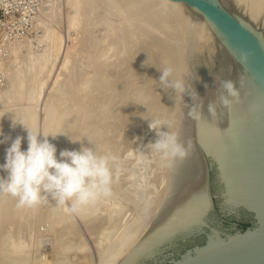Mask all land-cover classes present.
Wrapping results in <instances>:
<instances>
[{
    "label": "bare ground",
    "instance_id": "1",
    "mask_svg": "<svg viewBox=\"0 0 264 264\" xmlns=\"http://www.w3.org/2000/svg\"><path fill=\"white\" fill-rule=\"evenodd\" d=\"M234 1L245 4L248 18L233 15L264 46V33L253 24L264 9V0ZM186 8L191 12L189 17L185 16ZM171 12L179 19V27H174L172 34L169 25L156 26L162 18L166 19L163 13ZM194 15L198 17L200 13L171 0H66V28L69 33L81 31V35L75 34L80 35L77 42L66 47L61 38L54 37L51 28H46L51 30L50 36L46 34L51 40L44 53L34 55L32 47L36 39L28 38L11 47L8 59L12 64L0 61V131L11 138L0 144V164L5 162V150L17 136L25 137L22 150L27 149L26 130L19 123L13 128L12 121L22 120L26 126L37 129L35 109L53 73L52 86L44 93L47 106L42 126L43 133L50 134L48 140L57 148V157L61 150H79L82 146L115 157L111 196L95 203L92 210L98 213L94 210V216L88 212L90 206L78 213L98 251V264H136L153 256L176 236L202 228L212 205L202 151L219 164L227 206L236 208L244 204L254 209L264 190V82L239 54L241 65L234 62L237 67L233 71L226 63L212 73L199 63L198 38L205 36L202 32L207 30V22L198 21ZM151 28L158 33L162 31L161 40L153 39ZM215 31L225 39L220 31ZM194 34L196 37L192 39ZM171 36L183 57L178 77L174 72V78L192 86L203 99L205 111V117L197 122L188 115L186 104L193 103L190 96L174 91L168 93L169 97L166 95L161 115L170 122V132L182 143L189 140L192 143L188 156L175 161L162 160L144 148L145 139L155 133L149 129L153 119H137L151 115L154 109L150 98L154 79L161 75L157 69L171 66L153 67L151 61L156 54H167L166 42ZM188 36L190 41H184ZM173 49L174 46L170 53L175 58L178 53ZM221 80L235 82L242 102L234 104L230 111L222 110L218 123H213L207 117V105L222 91ZM42 218L47 220V229L53 234L52 245L75 241L77 231L71 216L65 209L57 208L54 201L27 209L17 208L12 197L0 196V264H40L33 246L42 240L35 238L37 222ZM20 241L28 245L27 249L14 252L13 244ZM85 247L83 240L76 242L81 255Z\"/></svg>",
    "mask_w": 264,
    "mask_h": 264
},
{
    "label": "clouds",
    "instance_id": "2",
    "mask_svg": "<svg viewBox=\"0 0 264 264\" xmlns=\"http://www.w3.org/2000/svg\"><path fill=\"white\" fill-rule=\"evenodd\" d=\"M248 54H242V61ZM161 75L159 82L163 89H171L192 99L188 115L199 122L205 117L203 99L192 86L181 79L173 78L172 67L157 69ZM207 87V85H205ZM219 95L207 105V117L218 123L222 110L230 111L234 104H240L241 95L232 80L220 81ZM17 123L27 132V149L22 150L25 137L17 136L6 148L5 162L0 164V196H9L16 200L17 208L35 209L54 201L57 208L65 209L70 214H78L83 209L94 205L101 198L112 194L113 163L115 157L99 153L94 147L82 146L79 150H61L57 157V148L50 143L48 136L39 130H33L21 120ZM171 124L165 119L150 120L149 129L156 132L157 139L148 144L149 149L162 160H183L191 151L192 143H182L175 133L168 129ZM167 128V131L162 130ZM41 133L43 138L41 139ZM53 137L55 135H52ZM0 144L11 138L0 131ZM23 241L13 244V251L27 249Z\"/></svg>",
    "mask_w": 264,
    "mask_h": 264
},
{
    "label": "rangeland",
    "instance_id": "3",
    "mask_svg": "<svg viewBox=\"0 0 264 264\" xmlns=\"http://www.w3.org/2000/svg\"><path fill=\"white\" fill-rule=\"evenodd\" d=\"M30 1L32 2L33 5H35L34 7H36V10L32 14V18H33L32 29L30 31V34H28L26 39H24V40H27L28 38L33 39V40L36 39V41L32 47V49H33L32 52L34 51V55L38 56L42 51L44 53V48L48 46L47 44H49L50 37H47V35L50 33L48 31L50 29H46V28H51L52 31L51 30L50 31L53 32L52 34H54V37L61 38L63 41V45H66V47L68 45L70 46L71 43L73 44V43L78 41V37L80 38L81 31L77 32V31L73 30V32H72V30H71V33H69L70 31H67L68 29L66 28V18H65L66 0H30ZM218 1L230 13L235 14V16H236V14L237 15L241 14L242 16H245V17L247 16V18H248V14L246 15L244 13V11H245L244 10V5H245L244 3L238 5V4H235L236 2L234 0H218ZM224 1H228V3L224 2ZM134 3H135V1H134ZM48 10H50V13H47ZM185 10H184V12H185ZM188 12L189 11L187 9V12H185L186 17L190 16V15H188ZM190 13L191 12H189V14ZM163 14L167 16L166 19L162 18L163 21H161L160 23H156V26H162L165 28L166 25H169L168 28H170V33L172 34L174 27H179V19L175 18L176 15H174V12H171L168 14L163 13ZM194 16L197 17V15H194ZM93 19L95 20V17ZM197 20L198 21L202 20V22L203 21L207 22L203 18V16H201V15H199L197 17ZM114 21H116V19H114V17H113L112 22H114ZM193 21L194 20H192V24L194 23ZM253 24L255 25L257 30H259L262 34L264 33V9L262 10L261 14L258 16V19L253 21ZM206 26H207V28H206L207 30H205L204 33L202 32V34L205 36L204 37L200 36V38H198L199 44H197V49H198V51H200L198 62L201 63L203 66L207 67L208 70H211L212 73H214L213 72L214 69L217 68V70H218L220 66L224 67V65L226 63L228 64V66H230L232 71L235 70V68L237 66H236V64H233L234 61H233L231 55L227 52L225 47L217 39V37L215 36V34H214V32H213V30L210 27L208 22H207ZM44 29H46V30H44ZM151 30L153 32V39L155 41L162 39V36H163L162 31L160 33H158L155 30H153L152 28H151ZM44 31H48V32H45V34H44ZM76 32L80 35H75V34H77ZM205 33H207V34H205ZM50 34L48 36H50ZM155 34H157V35L155 36ZM39 35H41V36L43 35V37H41V39H40ZM35 36L39 40L37 38H35ZM172 36L169 38V40H168L169 42H166V43H168L167 50H166L167 54H163V53H161L160 55L156 54L154 57H152L151 63L153 65V67L155 66V64H157V65L158 64H164L166 66L170 64L169 66L174 68L173 73L175 72L174 74L177 75V76H175L173 74V78H174V76L178 77V73H177L178 71L177 70H178V67L180 65V61L183 59V57L180 56L179 50H176L178 47H177V45H175ZM192 37H193L192 39H195L196 35L194 34ZM46 38H47V40H46ZM74 38H76V41ZM189 38H191V37L188 36L187 39H185L184 41L189 42L190 41ZM41 40L43 42L46 40L45 41L46 43L43 44V42ZM187 40H189V41H187ZM37 41H40V42L37 43ZM170 41H173V43H171L172 45L170 44ZM14 46H15V44H14ZM173 46H174L175 52L177 51L176 53H178V54H175L176 55L175 58L177 59V61L171 55L172 51H170V50ZM11 47H13V45ZM23 49L24 48L21 49V52L23 53L22 55H25L26 51H25V49L24 50ZM174 49H173V51H174ZM9 55H10V53H9ZM9 55L7 56L6 59L2 60L1 62H4V64H7V63L12 64L13 62L9 61V59H8ZM169 57L171 59H169ZM174 63H175V65H174ZM57 72H58V70H57ZM52 75L48 79V81L45 85L43 96L39 99L37 106H36V109H35L36 113L38 114L37 120H36V126H37L36 130H39L42 133H43L42 124H43V119L45 118L44 117L45 116L44 108H46V106H47L46 96L44 95V93L48 92L50 90V87L52 86V81L54 79V77L52 78ZM0 76H2L1 73H0ZM126 79H127V81H129L128 75H127ZM158 79L159 78L154 79V88L151 91V98H150L151 104H153L152 106L154 109L152 110L151 115H149L147 117L144 116L145 114L141 115V116H137L138 120L147 121L150 118L153 120L159 119V118L166 119V117L162 116L163 112H164L163 109L166 106V99H168L167 96L169 97L168 93L170 94L173 91H171V89H169V90L163 89L162 85L160 84ZM174 79H178V78H174ZM167 102H168V100H167ZM41 128H42V131H41ZM162 130L167 131L166 128L165 129L163 128ZM42 133H41V139L43 138ZM153 134H155V135H153ZM151 135H152V137L154 136V138L150 137ZM155 136H156V132L152 133V134L150 133V135H149L150 138L147 137L145 139L146 141H144V144L147 146L150 142H152V140L155 141V139L157 138V136H156V138H155ZM148 139H151L150 142H147ZM145 145H144V148L147 150H150L148 148V146L146 147ZM206 159L209 163L210 191H211V194L213 197V200H212L213 203H212L211 208L209 209V211L207 213V216L205 219V224L202 225V230H196V231H192V232H189V233L181 235V236L180 235L176 236L174 238V240L172 239L170 242L164 244V246H162L160 248V250L157 251L153 256L147 257V258L139 261L136 264H159L160 262L167 263L173 257H176L179 252H183L184 250L192 247L193 245L202 243L205 239V234L207 232H209L212 228H215V229L219 230L220 232L226 233V232H231V231H235L237 229L243 228L250 221L251 214L247 210H245L243 207L231 208V207L227 206L226 204H224L223 194L225 192V190H224L225 184H224V182H222L220 175H219V172L216 169L215 165H213V164L210 165V161H211L210 158L206 157ZM94 205L89 207L90 210H88V212L89 213L91 212L90 216H94L93 213L95 211L98 213L97 210H95V209H94L95 211L92 210ZM97 213H95V215ZM68 214L73 219V220L71 219V221L74 222L73 224L76 227L75 229H76L77 233H75L74 238H73V239H75V241L72 240L69 243L68 242L60 243L59 244L60 246L65 245V246H63V248H62V246L61 247L58 246L57 243H55V244L53 243V245H52L51 242L54 241L53 240V234H52L51 230L47 229L48 228V226L46 224L47 220L42 218L41 221L37 222L39 225V228H38V230L36 229L38 234L37 233L35 234V236H36L35 238L39 237V239H42L41 242H40V240L38 241V242H40L41 245L39 243H38L39 244L38 245L37 242L34 244V246H33V253L35 252L34 255H37V257H39V260H41L40 264H42L43 261L45 262V263L43 262V264H47V263L48 264H55V263L56 264H58V263L59 264H61V263L69 264L70 262L73 264H75V263H78V264H82V263L83 264H93V263L98 264L99 263V257H97V256H99V254H98V251L94 245L93 240L91 239L92 237L90 236L85 223L79 217V214H70V213H68ZM35 226L37 228V224ZM77 226H79V227H77ZM79 228H81V230ZM78 240H83L86 243V247L83 250V255H81L82 252L77 251L76 242ZM65 243H67V244H65ZM74 244H75V246H73ZM56 246H58V247L56 248ZM37 247H39V248H37ZM52 248H53V250H55L54 252H53ZM69 248H70V250H69ZM74 248H75V250H74ZM56 250H57V252H56ZM51 251H52V253H50ZM88 251H89V253H88ZM42 252H43V254H42ZM55 252H56V254L54 256ZM77 252L79 253V255ZM65 253H66V255H65ZM42 255H44V256L42 257ZM64 255L66 256L67 261H66ZM74 255H75V257L73 258L72 256H74ZM85 256H86V258H84ZM44 257H45V259H44ZM47 257L50 259H48ZM58 258H60L61 263L59 262ZM68 258L69 259L71 258L73 261L69 260ZM77 258L78 259L80 258V259L77 260ZM81 258L82 259L84 258V260H82ZM47 259H48V261H47ZM52 259H55V262L53 260L54 263L52 262ZM97 259H98V261H97Z\"/></svg>",
    "mask_w": 264,
    "mask_h": 264
},
{
    "label": "water",
    "instance_id": "4",
    "mask_svg": "<svg viewBox=\"0 0 264 264\" xmlns=\"http://www.w3.org/2000/svg\"><path fill=\"white\" fill-rule=\"evenodd\" d=\"M171 1L184 3L207 19L206 21L215 36L235 63L241 65L238 54L242 56L247 53L246 61L264 82V46L258 37L232 13L214 0ZM215 29L220 31L225 39L221 38ZM202 155L207 167L208 190L211 203H213L210 191L209 163L206 157L210 158V165H215L222 182L224 181L217 160L205 151H202ZM223 198L225 204L224 194ZM238 207H243L251 214L250 221L243 228L226 233L212 228L205 234L202 243L179 252L167 263L160 262L159 264H264V190L259 195L254 209L244 204Z\"/></svg>",
    "mask_w": 264,
    "mask_h": 264
},
{
    "label": "built area",
    "instance_id": "5",
    "mask_svg": "<svg viewBox=\"0 0 264 264\" xmlns=\"http://www.w3.org/2000/svg\"><path fill=\"white\" fill-rule=\"evenodd\" d=\"M34 6L30 0H0V61L7 58L12 45L30 34Z\"/></svg>",
    "mask_w": 264,
    "mask_h": 264
}]
</instances>
